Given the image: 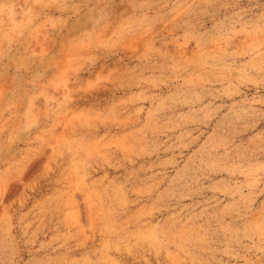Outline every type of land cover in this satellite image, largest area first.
I'll list each match as a JSON object with an SVG mask.
<instances>
[{
  "label": "rangeland",
  "instance_id": "1",
  "mask_svg": "<svg viewBox=\"0 0 264 264\" xmlns=\"http://www.w3.org/2000/svg\"><path fill=\"white\" fill-rule=\"evenodd\" d=\"M0 264H264V0H0Z\"/></svg>",
  "mask_w": 264,
  "mask_h": 264
}]
</instances>
